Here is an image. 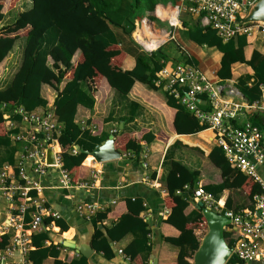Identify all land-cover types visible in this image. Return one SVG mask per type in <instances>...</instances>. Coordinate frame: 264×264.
Returning a JSON list of instances; mask_svg holds the SVG:
<instances>
[{
	"label": "trees",
	"instance_id": "obj_1",
	"mask_svg": "<svg viewBox=\"0 0 264 264\" xmlns=\"http://www.w3.org/2000/svg\"><path fill=\"white\" fill-rule=\"evenodd\" d=\"M15 1V5L4 10L6 2L11 4L14 0H0V26L5 32L0 35V64L5 60L8 64L7 74L0 79V101L10 103L6 109L0 107V169L7 163L15 162V152L21 146L12 139V134L17 132L19 127L5 133V113H10V117L17 122L21 119V116L15 112L16 106H24L29 110L42 106H53L56 109L58 119L63 125L62 147L65 149L68 146V149L63 151L62 160L64 167L72 173L73 168L81 165L87 157L85 152L74 153L75 145L92 151L109 135L105 130L101 134H95L91 127L88 128L92 122L91 118L86 121L85 127L76 121L79 106L93 109L97 102L98 89L93 83L98 75L105 78L114 90L112 104L123 106L118 111L123 114L121 119L131 122L139 116L141 109V104L130 97V92L137 81L145 84L149 89L159 90L161 86L155 80L167 62L172 60L174 63L195 62L188 56L183 57L184 60L171 58L164 46L149 55L142 50L132 35L136 20L141 16H148L161 25L166 23L155 16L156 6L159 3L175 0ZM181 19L186 28L185 35L189 40L199 45L216 47L223 53L221 66L218 69V75L222 80L233 78L235 65L246 64L253 71L239 75L236 79L237 87L249 101L262 96L264 53L254 48L250 57L246 56L245 49L252 44L246 34H239L225 41L218 35L215 28L203 26L200 19H194L189 12H183ZM161 25L158 26L162 27ZM27 27L29 29L26 35L19 37L15 34ZM177 44L182 49L181 44L178 42ZM127 55L133 56L136 63L132 69L123 71L120 62H123ZM118 58H120L119 64L115 61ZM68 72H72V77H66ZM56 84L63 85L56 88L57 91L52 89L53 93H47V89L51 88L50 85L55 86ZM165 97L167 104L177 110L175 126L179 133L195 132L207 128L199 124L181 100L169 93H165ZM115 110L113 109L112 113H116ZM111 118L112 116L109 120ZM254 124L260 127L258 122L254 121ZM122 131L126 132L127 129L123 128ZM155 139L153 131H148L143 135V140L148 143ZM139 149L140 145L136 150ZM168 152L163 161V165L167 168L165 186L169 195L179 197L178 209L185 212L191 202L186 195H183L184 193L178 194L177 190L187 191L186 185L195 188L200 171L191 169L179 160H168ZM209 158L221 167L224 181L218 185V189L225 188V177L229 175L234 177L238 174L240 178L238 180L234 177L233 184L234 182L242 183L248 179L255 186L253 197L261 191V187L252 177L231 167L220 146L212 149ZM92 160L93 156L90 154L85 160V165L90 166ZM73 181L78 180L73 177ZM205 188L211 193L214 192L212 186ZM126 201L130 206L131 202L138 203L140 200L129 198ZM107 213V209L97 213L92 219L94 228L99 221L107 217ZM185 215L188 223L193 222L198 216L203 217L200 208ZM52 220V217L46 216L44 222L50 224ZM55 222L57 226H60L61 231H66L65 237L73 236V231L68 230L70 224L66 219L61 217ZM147 227L145 221L127 227L126 221L120 219L113 228H107V234L99 233L102 236L95 238L92 244L98 251H103L104 255L109 257L113 252L110 241L117 240V237L127 232L140 230L141 235L136 236L124 250L133 258L140 255L143 263L149 264L153 245L148 237L150 229ZM183 230L184 233L191 234V231ZM97 233L95 230L93 236L96 237ZM52 235L53 232L50 229H43L33 234L35 248L29 254L33 264H44L45 259L49 257L55 258V264H87L88 258L82 254L71 261L59 259L60 248L64 246L55 244L52 241ZM231 236L230 231H225L229 245L234 246ZM4 240L6 241L5 238ZM46 240H50V243L46 244ZM173 241H177L179 245L178 261L186 257L192 258L200 246L195 240L186 241L178 238ZM178 261L176 264H179ZM226 264L243 263L233 254Z\"/></svg>",
	"mask_w": 264,
	"mask_h": 264
},
{
	"label": "crops",
	"instance_id": "obj_2",
	"mask_svg": "<svg viewBox=\"0 0 264 264\" xmlns=\"http://www.w3.org/2000/svg\"><path fill=\"white\" fill-rule=\"evenodd\" d=\"M193 18L197 19V17L194 16ZM156 25L158 26L157 22ZM185 29V26L176 29V39L177 42L181 44L182 49L176 48V43L174 41H169L168 45L164 47L167 54L171 58L180 60H184L183 57L188 56L191 60L195 61H192L194 65L201 67L208 78L220 80L218 69L221 66L223 53L216 47L199 45L189 40L185 35ZM249 40L252 44H249L245 49L247 57H250L254 48L264 53V43L260 38L252 36ZM172 42H174V44H172ZM135 63V58L131 55H127L123 60L121 68L123 71L132 69ZM3 68L7 69V60L3 62ZM252 71L251 67L246 64H237L234 67L232 79L236 80L239 75L252 73ZM1 75L0 79L3 77L2 72ZM229 79L230 78L223 81ZM55 88H58V86ZM165 93H167V91L162 88L159 90H152L145 84L137 81L130 92V97L141 104V109L139 111V116L135 118V120L127 122L126 119H121L123 114L118 112L123 106L112 104L111 100L115 93L108 81L104 78V82L98 86V91L96 93L97 102L94 108L88 109L79 106L76 121L80 124L84 122V124L87 125L86 121L91 118L92 122L88 128L91 127L95 134H101V132L105 130V132H108L110 135L112 131L117 130L118 134L115 138V147L120 152L121 156L106 162H100L96 158H93L91 165L87 166L85 165V160L90 155L87 154L82 164L73 168L71 173L72 178L74 177L78 180L77 182L73 181L76 184L82 183L83 181L90 182V187L87 188L68 189L56 187V185H58L54 183L56 178L51 174L46 177L45 175L39 177L36 173L30 172L33 178L40 181L45 187L43 194L48 199V202L51 203L54 209L60 212L61 217L66 219L70 224L68 230L71 229L73 231V236L71 238L65 237L64 233L66 231H61L60 226L56 225L55 221L57 219L52 224L46 225L49 226L50 230L53 232L52 241L57 245L64 246L60 248L61 252L59 259L71 261L82 254L78 252V250H74L63 244L64 240L70 239L75 240V242L80 245L82 243H87L93 248L91 256L87 257V264H144L140 255L133 258L124 250L136 236L141 235L140 230L127 232L117 237V240L114 239L110 241V247L113 252L109 257H106L103 251H98L93 246L92 241L103 234H107V228H113L120 219L126 221L127 227L137 225L143 221L147 223V228L150 229L148 237L151 239L153 245V251L148 260L149 264H152L153 253L157 256L158 264L177 263L179 245L178 242L173 241V239L180 238L186 241L195 240L201 244L203 236L200 235V230L204 229L203 226L206 222L204 216H198L197 219L190 223L185 219L186 213L188 214L194 209H199V205L201 204L194 198L192 192L193 188L188 189L183 194L186 195L187 199L191 202L185 210L186 213L178 209L179 197L171 196L163 192V188L167 189L165 186L167 168L163 165L167 151H169L168 160H179L191 169L200 171L195 187L198 185H203L204 187L212 186L214 188L212 194L220 201L224 209L240 210L253 205V188L255 186L253 182L248 179L244 180L242 183L234 182L233 184L234 177L239 180L240 176H238V174L234 177L231 175L225 177V188H217L219 187L218 185L224 181L223 174L221 167L217 166V164L213 163L209 158L212 149L219 146L216 133L207 128L195 132L179 133L175 126L177 110L167 104ZM235 99L250 104L258 101L264 102V89L262 88V96L254 101L247 100L243 94H241V96H235ZM202 107L207 110L210 109L208 100H203ZM113 109H116V113H112ZM244 114L247 115L248 119L243 120L242 117ZM110 116H112L111 120H109ZM238 121L240 123L243 121H250L253 124L254 121L258 122L264 135V110L247 108L241 114ZM7 125L6 123L5 133L8 131ZM24 126L26 128L25 124L18 126V131H21ZM123 128L127 129V131H122ZM121 131L123 133H121ZM148 131H153L155 133L156 139L151 143L143 140V135ZM108 137H105V140ZM12 139L14 138L12 137ZM18 143L21 145L20 142ZM138 145H140V149L136 150ZM21 146L15 152V162L7 164L17 163L20 152L22 151ZM75 148L80 151L81 147L75 145ZM67 149L68 146L65 147V149L62 147L60 134L57 136L55 142L47 146V159L49 150H52L54 155L56 154V156L62 158L63 151ZM96 164L99 165L97 166ZM28 165L32 167L30 163ZM232 168L238 170L234 167ZM258 171L264 180V161L259 165ZM93 172L96 173V176H94ZM93 183L95 184L92 186ZM129 198L140 201H138V203L131 202L129 206L126 201ZM85 201L93 202L97 205L95 213L92 214L90 218H87L88 212L84 211L85 214H80L77 209L78 204ZM201 206L204 205L201 204ZM106 209L108 210L107 217L99 221L96 224V228H94L92 219L98 212L106 211ZM7 216L8 203L5 197L0 195V223L3 222ZM181 226L183 228H181ZM183 229L191 231V234L184 233ZM95 230L96 233L98 232L96 237L93 236ZM99 233L102 235H99ZM58 234H60V237L56 238ZM230 238L233 239L235 243L234 237L231 236ZM121 249L123 252H120ZM193 258L194 256L192 258L186 257L178 261V263L193 264ZM44 264H55V258L49 257L45 259Z\"/></svg>",
	"mask_w": 264,
	"mask_h": 264
},
{
	"label": "built area",
	"instance_id": "obj_3",
	"mask_svg": "<svg viewBox=\"0 0 264 264\" xmlns=\"http://www.w3.org/2000/svg\"><path fill=\"white\" fill-rule=\"evenodd\" d=\"M257 1L175 0L159 3L155 16L165 21L170 29L158 27L155 20L141 16L136 20L132 35L142 50L152 55L169 41H177L176 29L183 28L181 14L187 11L199 18L203 26L215 28L224 40L246 34L249 38L255 36L264 42V23L241 22ZM155 81L167 93L181 100L200 125L213 130L230 165L252 177L261 187V191L253 197V205L240 210L224 209L203 185L193 188L192 192L197 202L230 219L226 231H230L235 239L233 254L243 264L252 261H262L264 264V180L258 171L264 161V135L260 127L252 122L238 121L247 108L264 110V102L250 104L237 101L235 96L242 93L236 80L210 79L200 66L184 61L167 62ZM205 99L209 102L208 110L202 107ZM8 105V101H0L2 109ZM15 112L21 116L19 122L12 119L10 113L4 114L8 131L21 124H25L26 128L24 126L21 131L12 134L13 140L22 145L17 163L6 164L0 169V195L8 203V216L0 223V264H33L29 257L30 251L35 248L33 234L50 229L44 222L46 216L52 217V224L61 214L48 202L43 194L45 187L30 172L39 177L51 174L59 182L56 187L60 188H87L90 182L74 183L71 172L56 154L55 162H48L47 146L55 142L62 132V122L53 106L33 110L16 106ZM81 126L85 127L86 124L83 122ZM77 151L74 147L73 152ZM93 174L96 176L95 172ZM185 188L188 190L190 186L186 185ZM163 192L168 193V190L163 188ZM185 192L177 190L178 194ZM96 207L93 202L85 201L80 202L77 209L80 214L88 212L87 218H90ZM46 243H50V240H46Z\"/></svg>",
	"mask_w": 264,
	"mask_h": 264
},
{
	"label": "water",
	"instance_id": "obj_4",
	"mask_svg": "<svg viewBox=\"0 0 264 264\" xmlns=\"http://www.w3.org/2000/svg\"><path fill=\"white\" fill-rule=\"evenodd\" d=\"M241 22L264 23V0H258L252 5ZM117 134V130L112 131L109 137L92 151H87L83 148H80V151L92 154L93 157L100 162L117 159L121 156L120 152L115 147V138ZM48 162H55V155L52 150H49ZM199 208L206 220L208 231L194 254L193 264H226L233 255V247L229 245L225 237L226 226L229 225L230 219L217 210L201 206V204ZM63 244L74 250H78V252H81L86 257H90L93 252V248L87 243H82L80 245L76 243L75 240L66 239L63 241ZM152 257V264H158L157 256L154 253ZM250 264L263 263L262 261H252Z\"/></svg>",
	"mask_w": 264,
	"mask_h": 264
},
{
	"label": "rangeland",
	"instance_id": "obj_5",
	"mask_svg": "<svg viewBox=\"0 0 264 264\" xmlns=\"http://www.w3.org/2000/svg\"><path fill=\"white\" fill-rule=\"evenodd\" d=\"M15 3H16L15 0H14V3H11V4H9V2H8V3L6 2V5H5L4 10H7V8H9L10 6L15 5ZM156 22H157L158 25H161L160 23H158V21H156ZM161 26H163V27H165V28H167V29H170L167 23H164V24L161 25ZM2 29H3V27L0 26V35H3V34L5 33ZM28 29H29L28 27H27V28H24V29H21V30H19V31H18L17 33H15V34H18L19 37L24 36V35L27 34ZM12 35H13V34H12ZM174 42L176 43V48L179 49V46H178L177 42H176V41H174ZM174 42H172V44H174ZM166 45H168V43L165 44L164 47H165ZM119 59H120V58L115 59L116 63H118V64H119V62H120ZM122 63H123V62L121 61L120 64L122 65ZM7 66H8V64H7ZM1 72L3 73V76L6 75L7 72H8V69H4V68H3V63L0 64V77L2 76V75H1ZM66 77H68V78L72 77V72H68V73L66 74ZM97 78H98V79H97ZM97 78H96L97 80L95 79V80H94V83H93V85H95L96 89H98L99 84H102V83L104 82V78H103L101 75H98ZM63 84H64V83H63ZM63 84H60V85H59V84H56L54 87L50 85L51 88H50V89H47V93H48V92L51 93V92H52V89H55V90H56L55 87H57V86H58V87H61V85H63ZM52 85H53V84H52ZM0 86H1V83H0ZM56 91H57V90H56ZM242 118H243V120L248 119L246 114H244ZM240 119H241V118H240ZM54 183L58 184V180L55 179V180H54ZM201 228H202V226H201ZM203 228H204V229H201V230H200V235H202V236L204 237L205 234H206L207 231H208V227H207V223H206V222L204 223ZM59 237H60V234L56 235V238H59Z\"/></svg>",
	"mask_w": 264,
	"mask_h": 264
},
{
	"label": "bare ground",
	"instance_id": "obj_6",
	"mask_svg": "<svg viewBox=\"0 0 264 264\" xmlns=\"http://www.w3.org/2000/svg\"><path fill=\"white\" fill-rule=\"evenodd\" d=\"M92 155V154H91ZM93 156V155H92ZM94 158V157H93ZM97 166L99 165V164H96Z\"/></svg>",
	"mask_w": 264,
	"mask_h": 264
}]
</instances>
